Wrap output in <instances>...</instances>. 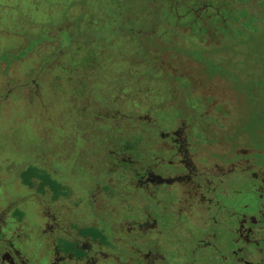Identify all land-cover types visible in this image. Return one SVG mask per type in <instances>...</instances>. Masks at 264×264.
<instances>
[{
	"label": "rangeland",
	"instance_id": "rangeland-1",
	"mask_svg": "<svg viewBox=\"0 0 264 264\" xmlns=\"http://www.w3.org/2000/svg\"><path fill=\"white\" fill-rule=\"evenodd\" d=\"M229 4L227 0H0V237L12 240L30 261L40 260L44 248L38 239L43 226L38 202L47 196L38 195V182L31 174L46 169L64 181L67 174L96 172L102 166L97 179H105L113 152L134 166L159 162L169 154L160 146L158 131L174 129L185 105L190 110L191 141L224 144L232 138L226 122L234 120L236 131L248 135L247 145L258 150L264 165V13L251 14ZM257 6L264 9V0ZM156 17L193 34L188 47L173 50L196 60L200 74L228 72L229 82L222 78L217 84L223 105L190 92L177 97L163 71L151 62V47L144 46L134 31L115 35L129 27L150 31ZM153 30L160 41L173 40L163 25ZM216 34L250 37L241 39L244 45L238 42L237 59L213 46L209 40ZM167 65L169 76L183 87L208 82L195 80L197 70L192 66L185 68L187 72L177 69L173 55ZM35 77L37 86L30 84ZM208 108L225 123L219 118L196 119ZM234 181L237 188L246 182L241 177ZM72 186L73 194L78 193ZM240 189L233 192L234 200H248L250 194ZM2 248L0 244V252Z\"/></svg>",
	"mask_w": 264,
	"mask_h": 264
},
{
	"label": "flooded vegetation",
	"instance_id": "flooded-vegetation-1",
	"mask_svg": "<svg viewBox=\"0 0 264 264\" xmlns=\"http://www.w3.org/2000/svg\"><path fill=\"white\" fill-rule=\"evenodd\" d=\"M227 1L240 10L250 0ZM160 69L167 72V83L175 81L184 93L223 105L214 96L193 93L194 86L183 87L169 76L168 65ZM35 79L30 84L37 86ZM189 115L185 105L174 129L158 131L169 154L159 162L134 166L113 152L105 179H97L102 166L96 172L77 171L80 178L67 174L64 181L46 169L32 173L38 195L47 196L38 202L40 209L36 206L44 253L32 262L12 240L0 237V264H264V165L258 150L228 137L224 144L191 141ZM204 117L224 122L210 108L196 119ZM118 173L121 178L111 177ZM236 177L246 180L241 186L250 194L246 201L232 197L242 191ZM27 185L33 187L30 180Z\"/></svg>",
	"mask_w": 264,
	"mask_h": 264
},
{
	"label": "trees",
	"instance_id": "trees-1",
	"mask_svg": "<svg viewBox=\"0 0 264 264\" xmlns=\"http://www.w3.org/2000/svg\"><path fill=\"white\" fill-rule=\"evenodd\" d=\"M259 0H250L248 3H243L240 4L239 7L247 9L249 13L255 14L256 12H263L264 9H259L257 6ZM161 24L165 27L167 31L173 34V40L170 43L160 41L154 34V28L156 25ZM205 24L209 25V22H205ZM212 29L214 27H211ZM210 28V29H211ZM214 30V29H213ZM131 32L134 31L136 34V38L142 39L143 43L145 46H150L152 54L150 56V60L153 64L159 66L163 70H165V61L170 59L171 56H174V60L177 62V69L185 70L186 67L192 66L193 68H196V70L200 67V64L196 61L193 60L192 57H186L178 52H175L173 50V47H188L192 42H193V34L188 30V29H181L179 26H175L170 24L169 22L165 20H161L160 18L156 17V19L153 21L152 24V29L150 31H143V30H138L135 28H126V30L118 29L115 33L116 36H121L122 34H126L125 32ZM250 32H246V34H249ZM67 39L69 40L68 42L70 43L71 38L69 35L66 34ZM247 37L250 36H235L231 37L230 35L223 36L221 34H216L215 38L211 41L214 47L216 48H221L222 52L224 55L228 58H237L239 59L241 54V51L239 48L240 45H238L240 42L242 45H244V40L241 39H247ZM239 39V40H237ZM204 44L203 46H205ZM231 68V67H230ZM225 72H227L225 70ZM228 73V72H227ZM225 73V75H217V74H212L210 76H206L204 74H200L199 71H195L193 74L194 78H205L207 83L205 85H200V86H194L191 89L193 90V93H200L202 95H211L216 98V100L219 103H223L224 100L222 98L220 89H218V82L221 81V79H224V82L227 83L229 82L230 78L229 75ZM165 77H167V72L164 71ZM209 79V80H207ZM169 84L171 85L172 88V93L176 95L177 97L180 96V94L184 93V89H182L178 83L175 81L169 79ZM232 88L235 89V87L232 86ZM229 90V89H228ZM229 92L233 94L236 92L235 90L230 89ZM234 120L231 122H226L227 125H230L231 127L229 128V133L232 135V138H230L231 141L239 142V144L242 142L245 147H251L247 145V139L248 135L247 134H242L241 132L238 133L235 129L234 125ZM236 146V145H235ZM215 148H218L215 146ZM214 148V149H215ZM252 148V147H251Z\"/></svg>",
	"mask_w": 264,
	"mask_h": 264
}]
</instances>
